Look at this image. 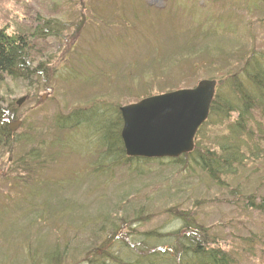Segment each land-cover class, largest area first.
<instances>
[{"label": "rangeland", "instance_id": "rangeland-1", "mask_svg": "<svg viewBox=\"0 0 264 264\" xmlns=\"http://www.w3.org/2000/svg\"><path fill=\"white\" fill-rule=\"evenodd\" d=\"M48 19L55 30L41 37ZM0 30L25 37L29 62L28 73L0 78L7 127L19 122L0 143V264H36L54 250L63 254L56 263L76 264L95 246L113 251L115 227L167 233L182 217L235 264H264V214L242 201L246 192L264 196V164L240 167L226 187L187 158L107 167L84 127L55 124L77 108H118L224 79L238 55L264 49V0H0ZM222 125L201 127L200 150L215 149ZM31 151L37 161L26 158Z\"/></svg>", "mask_w": 264, "mask_h": 264}, {"label": "trees", "instance_id": "trees-1", "mask_svg": "<svg viewBox=\"0 0 264 264\" xmlns=\"http://www.w3.org/2000/svg\"><path fill=\"white\" fill-rule=\"evenodd\" d=\"M53 19L43 22L38 27L40 36L52 33L55 27ZM196 37V36H195ZM27 40L23 35H7L0 30V78L4 74L9 76L26 74L28 60L26 58ZM246 54V55H245ZM245 54L238 55L241 62L234 72L225 73L224 79L217 80V88L210 104L206 121L198 128L208 123L211 127L221 126L219 141L215 149H199V142L195 136V145L192 152L168 159L173 163H189L205 171L210 181L222 187L227 186L225 179L235 177L240 167L250 163L264 164V49H250ZM226 53L219 52L218 63L229 66ZM26 72V73H24ZM229 74V75H228ZM18 75V76H19ZM70 114L57 118L55 124L63 130H72L82 126L85 132L97 138L101 148L99 160L107 165L126 166L133 170L139 163L160 161L163 159H148L130 157L124 153L120 139L122 121L118 108L106 104L100 110L89 106L87 109L77 108ZM8 121L4 116V109L0 106V143H8L11 133L7 127ZM86 137V136H85ZM81 138L84 141V138ZM77 143V141H76ZM83 142L78 143L81 144ZM26 158L37 161V155L32 151ZM23 161V160H21ZM24 162V161H23ZM264 166V165H263ZM261 168L257 167L251 176L257 175ZM239 191V190H238ZM238 193H242L238 192ZM243 205L249 210H258L264 214V196L256 197L252 192L243 193ZM140 213V212H139ZM138 218L136 215L135 219ZM179 228L163 233L149 230L137 233L132 227L122 234L120 228L113 239V251L105 245L95 246L89 257L76 264H235L237 260L224 248L216 245V238L204 234L191 220L182 217ZM122 234V235H121ZM249 240V241H248ZM248 241V242H247ZM250 245V238L245 239ZM262 243L264 249V241ZM54 250L51 254H44L37 259L36 264H58L62 255ZM50 255V256H49ZM31 264H35L31 258Z\"/></svg>", "mask_w": 264, "mask_h": 264}, {"label": "water", "instance_id": "water-1", "mask_svg": "<svg viewBox=\"0 0 264 264\" xmlns=\"http://www.w3.org/2000/svg\"><path fill=\"white\" fill-rule=\"evenodd\" d=\"M216 79L198 80L193 87L172 89L120 105V139L130 157L173 158L193 151L198 127L208 118ZM23 98L16 101L20 104ZM19 122L9 124L14 131Z\"/></svg>", "mask_w": 264, "mask_h": 264}]
</instances>
